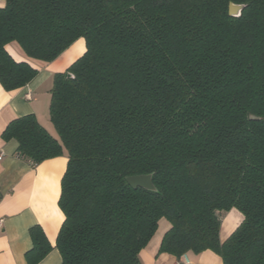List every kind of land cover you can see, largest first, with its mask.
<instances>
[{
    "label": "trees",
    "instance_id": "obj_1",
    "mask_svg": "<svg viewBox=\"0 0 264 264\" xmlns=\"http://www.w3.org/2000/svg\"><path fill=\"white\" fill-rule=\"evenodd\" d=\"M0 86L37 75L27 58L85 52L53 76L57 138L34 115L1 134L33 167L65 156L55 248L61 264H141L165 219L159 254L211 251L222 264H264V0H0ZM230 4L244 5L238 18ZM253 117L257 120H251ZM152 174L156 192L126 179ZM242 221L224 241L220 214ZM27 264L51 250L30 228Z\"/></svg>",
    "mask_w": 264,
    "mask_h": 264
},
{
    "label": "crops",
    "instance_id": "obj_2",
    "mask_svg": "<svg viewBox=\"0 0 264 264\" xmlns=\"http://www.w3.org/2000/svg\"><path fill=\"white\" fill-rule=\"evenodd\" d=\"M4 2L0 1V8ZM8 53L18 62H27L37 70L36 77L24 88L5 92L0 86V264H27L26 253L32 248L30 228L38 226L52 250L38 264H61L55 242L64 216L58 207L60 182L65 172V156L46 160L33 167L16 156L17 142H4L1 134L13 120L34 115L39 124L49 126L48 108L53 76L63 73L85 52V42L79 39L56 60L43 63L26 57L20 47L12 43ZM29 93L30 100L25 99ZM47 130V129H46ZM219 238L224 242L242 221L241 214L231 209L220 214ZM170 224L161 219L158 229L145 249L140 252L141 264H177L168 254H159L161 240ZM190 264H222L221 258L211 251L198 255L187 253Z\"/></svg>",
    "mask_w": 264,
    "mask_h": 264
},
{
    "label": "water",
    "instance_id": "obj_3",
    "mask_svg": "<svg viewBox=\"0 0 264 264\" xmlns=\"http://www.w3.org/2000/svg\"><path fill=\"white\" fill-rule=\"evenodd\" d=\"M244 9V5L230 4L228 13L230 17L238 18L241 11ZM251 120H257L250 117ZM127 184L132 189H143L148 192H156V189L152 183V174L132 176L126 179Z\"/></svg>",
    "mask_w": 264,
    "mask_h": 264
},
{
    "label": "built area",
    "instance_id": "obj_4",
    "mask_svg": "<svg viewBox=\"0 0 264 264\" xmlns=\"http://www.w3.org/2000/svg\"><path fill=\"white\" fill-rule=\"evenodd\" d=\"M25 99L26 100H30L31 99V96L29 93H27L25 96ZM2 158V155L0 154V159ZM2 225H3V220L0 219V230L2 229ZM177 264H190L187 257H186V254L183 255L179 260H177Z\"/></svg>",
    "mask_w": 264,
    "mask_h": 264
},
{
    "label": "rangeland",
    "instance_id": "obj_5",
    "mask_svg": "<svg viewBox=\"0 0 264 264\" xmlns=\"http://www.w3.org/2000/svg\"><path fill=\"white\" fill-rule=\"evenodd\" d=\"M48 121H49V119H48ZM48 124H49V126L46 127L47 131H48V132L50 133V135H52L54 138H57V134H56V132H55L53 126L51 125L50 122H48ZM220 219H221V217H220Z\"/></svg>",
    "mask_w": 264,
    "mask_h": 264
}]
</instances>
